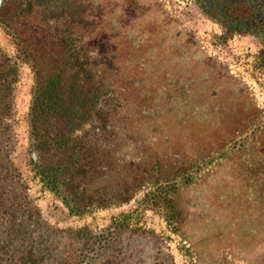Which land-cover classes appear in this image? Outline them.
Returning a JSON list of instances; mask_svg holds the SVG:
<instances>
[{"label": "rangeland", "instance_id": "374dc122", "mask_svg": "<svg viewBox=\"0 0 264 264\" xmlns=\"http://www.w3.org/2000/svg\"><path fill=\"white\" fill-rule=\"evenodd\" d=\"M100 1L97 27L113 65L96 69L117 94L119 150L135 165L159 160L165 179L191 159L212 161L180 190L179 234L141 204L146 190L69 215L32 172L33 72L22 64L13 140L0 146V264H264V125L254 124L264 118V40L223 39L194 0H139L135 15L125 0ZM0 42L14 51L1 32Z\"/></svg>", "mask_w": 264, "mask_h": 264}, {"label": "trees", "instance_id": "16d2710c", "mask_svg": "<svg viewBox=\"0 0 264 264\" xmlns=\"http://www.w3.org/2000/svg\"><path fill=\"white\" fill-rule=\"evenodd\" d=\"M101 9L100 0L0 1V30L14 50L0 43V146L13 140L20 69L28 64V154L43 187L73 217L120 206L146 190L141 204L160 212L179 234L180 190L194 183L213 154L191 159L165 179L159 160L135 165L119 150L116 143L126 139L115 129L117 94L96 69L113 65L112 43L97 27ZM261 57L264 63V50ZM260 122L264 118L254 124Z\"/></svg>", "mask_w": 264, "mask_h": 264}, {"label": "flooded vegetation", "instance_id": "af4514ba", "mask_svg": "<svg viewBox=\"0 0 264 264\" xmlns=\"http://www.w3.org/2000/svg\"><path fill=\"white\" fill-rule=\"evenodd\" d=\"M124 2L131 10V14H139L143 10L139 0ZM193 3L198 11H202L207 18L217 22L223 29V39L226 36L243 33L260 36L264 40L263 0H194Z\"/></svg>", "mask_w": 264, "mask_h": 264}, {"label": "crops", "instance_id": "0c3cea01", "mask_svg": "<svg viewBox=\"0 0 264 264\" xmlns=\"http://www.w3.org/2000/svg\"><path fill=\"white\" fill-rule=\"evenodd\" d=\"M0 32L2 33V31L0 30ZM3 34V33H2ZM4 35V34H3ZM5 36V35H4ZM1 43V42H0ZM2 44V43H1ZM11 47V49H12V45L10 46ZM24 67H22V69H23Z\"/></svg>", "mask_w": 264, "mask_h": 264}, {"label": "water", "instance_id": "95a60500", "mask_svg": "<svg viewBox=\"0 0 264 264\" xmlns=\"http://www.w3.org/2000/svg\"><path fill=\"white\" fill-rule=\"evenodd\" d=\"M1 1V0H0ZM35 157V156H34Z\"/></svg>", "mask_w": 264, "mask_h": 264}]
</instances>
